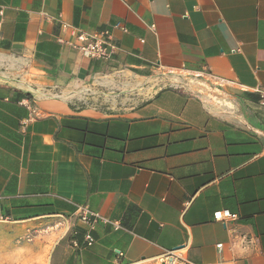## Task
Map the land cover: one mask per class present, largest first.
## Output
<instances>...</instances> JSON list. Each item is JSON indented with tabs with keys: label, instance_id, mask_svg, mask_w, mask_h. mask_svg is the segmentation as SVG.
Returning <instances> with one entry per match:
<instances>
[{
	"label": "crops",
	"instance_id": "obj_1",
	"mask_svg": "<svg viewBox=\"0 0 264 264\" xmlns=\"http://www.w3.org/2000/svg\"><path fill=\"white\" fill-rule=\"evenodd\" d=\"M51 217L46 264H264V0H0V223Z\"/></svg>",
	"mask_w": 264,
	"mask_h": 264
},
{
	"label": "built area",
	"instance_id": "obj_2",
	"mask_svg": "<svg viewBox=\"0 0 264 264\" xmlns=\"http://www.w3.org/2000/svg\"><path fill=\"white\" fill-rule=\"evenodd\" d=\"M66 27L70 28L72 39L67 41L60 40V42L88 58L103 62H109L112 61L120 52V47L118 46L114 38L113 32L110 29H102L94 32H87L76 28H71L70 26ZM115 28H120L123 31H126V29L124 27H121L120 24H117ZM76 216L77 219H79V221L86 225L90 230H95L96 226L100 223L105 225H111L115 230L121 229V226L118 222L112 221L96 212L91 211L87 206H79L76 210ZM214 220L216 222H220L224 225H227L228 222L238 221L239 216L229 210H222L214 214ZM71 228V225L67 223L64 227V234L69 233ZM94 242L95 238L93 237V235H91L90 233L86 234L85 244L87 246H91L94 244ZM75 245L77 246V244ZM217 247L218 249H221L223 245L220 244ZM122 256L123 254L119 253V257ZM160 264L191 263L182 255V253L177 251H171L168 252L164 258H162Z\"/></svg>",
	"mask_w": 264,
	"mask_h": 264
},
{
	"label": "rangeland",
	"instance_id": "obj_3",
	"mask_svg": "<svg viewBox=\"0 0 264 264\" xmlns=\"http://www.w3.org/2000/svg\"><path fill=\"white\" fill-rule=\"evenodd\" d=\"M197 86L200 87L198 83ZM130 98V96H129ZM146 95H140L143 100ZM126 100V97H122ZM56 218L33 223H0V264H46L61 228L48 231ZM50 224V225H45Z\"/></svg>",
	"mask_w": 264,
	"mask_h": 264
}]
</instances>
